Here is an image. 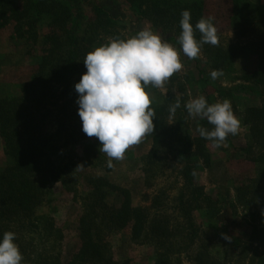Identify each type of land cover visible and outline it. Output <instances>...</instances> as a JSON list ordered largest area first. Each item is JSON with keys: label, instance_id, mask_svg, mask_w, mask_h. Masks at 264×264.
Instances as JSON below:
<instances>
[{"label": "trees", "instance_id": "16d2710c", "mask_svg": "<svg viewBox=\"0 0 264 264\" xmlns=\"http://www.w3.org/2000/svg\"><path fill=\"white\" fill-rule=\"evenodd\" d=\"M125 1L139 19L162 32L172 31L177 39L182 31V11L190 10V23L194 28L201 18H212L207 15L204 0ZM231 3L232 11L225 20L236 36L251 37L259 51L256 69L245 79L254 78L255 84L264 86V11L253 12L241 0ZM94 13L101 20L87 22V27L81 31L75 19V7L68 0H0V29L13 22L20 36L28 33L29 40L33 38L40 48L37 63L27 73L28 78L20 80L17 92L0 97V137L9 159L8 165L0 168V238L5 232L15 233V243L23 257L21 264H127V260L113 261L107 248V235L125 229L129 230L132 241L152 247L155 264H166L164 259L178 243L179 232L173 228L174 221L175 225L187 226L193 233L192 242L196 233L193 211L201 209L205 203L210 205L212 199L196 182L195 172L199 163L209 166L208 146L215 143L200 134L193 138L187 133L183 125L186 109L180 107L174 114L169 110L177 100L171 92L157 103L149 96L156 119L154 131L149 134L152 148L145 157V170L162 167L166 161L174 167L181 166L179 174L184 178V185L175 198L174 218L162 206L159 195L152 205L133 204L130 191L113 183L107 175L108 164L100 176L85 175L83 170L77 177L71 170L74 162L72 152L66 150L67 143L76 146L77 166L96 167L99 153L103 162L100 142L82 131L78 104L73 103L75 84L87 70L83 60L92 51L93 40L98 39L93 38L99 33L98 27H101V36L119 37L113 29L115 19L99 6L94 8ZM41 21L46 28L39 35L37 27ZM194 34L197 40L201 38L198 31ZM201 49L207 53L213 67L222 69L225 58L219 44H204ZM155 88L149 85L145 90L150 94ZM261 97L259 104L247 107L242 114L247 141L237 148L256 171L264 167V96ZM208 103L213 104L212 98ZM53 125L54 133L66 139L62 152L53 144L55 134L49 130ZM200 126L209 130L214 127L206 119H200ZM65 153L71 155L68 160L64 158ZM250 181L234 184L238 199L255 192ZM79 182H83L80 191ZM55 183H60L66 192L78 195L83 202L74 231L77 246L73 251L55 252L57 244L51 238L61 228H55L51 214L35 216L45 193ZM109 197H113L112 202ZM172 236L175 237L171 239ZM253 250L251 257L256 258L257 264H264V253ZM208 256L197 255V264H208Z\"/></svg>", "mask_w": 264, "mask_h": 264}, {"label": "rangeland", "instance_id": "374dc122", "mask_svg": "<svg viewBox=\"0 0 264 264\" xmlns=\"http://www.w3.org/2000/svg\"><path fill=\"white\" fill-rule=\"evenodd\" d=\"M68 1L75 7V19L81 31L87 27V22L98 23L101 20V17L97 18L94 13V8L99 6L115 19L116 26L113 29L117 32L118 38L132 37L148 27L157 33L162 41L168 42L178 50L182 69L175 72L171 76L172 79L169 78L162 87H156L150 92L149 96L156 103L164 98L167 92H171L173 99L180 100L182 108L189 100L201 95L207 101L212 98L213 104L228 100L234 115L240 121L236 135H228L219 147L214 144L208 146L211 162L208 167L199 163L195 178L204 192L211 196L210 205L205 203L201 209L193 211L196 233L192 242L193 233L183 223L175 225L174 221L173 228L179 232L176 239L178 243L164 262L197 264V255L209 254L208 264H257L256 258L251 256L254 248L257 252L264 253V167L256 171L253 164L246 161L243 153L237 148L244 146L247 141V126L242 123V114L247 107L259 104L261 96H264V86L255 84L254 78L245 79L256 69L259 51L251 37L236 36L231 24L225 20L227 14L232 11V0H204L207 4V15L212 16L217 29L219 47L223 50L225 59L222 69L213 67L207 53L205 54L202 49L198 58H188L183 54L172 31L162 32L152 28L131 11L125 0ZM241 1L253 12L264 11V0ZM45 26V22L41 21L37 27L39 35L45 31ZM97 32L99 33L92 36L98 37L90 45L92 50L112 40L107 35L101 36V27H98ZM39 49L38 42H34L33 38L29 40L28 33L20 36L15 31L13 22L0 29V97L17 92L20 80L28 78L27 73L37 63ZM213 70L221 72L222 75L213 80L210 76ZM77 98L78 93L75 91L73 103L77 102ZM183 117L187 133L193 138L198 137L201 128L200 118L189 116L187 111ZM55 129L53 125L49 130L54 133ZM54 134L53 144L59 146L62 152L66 139L58 132ZM151 148V137L147 134L139 144L126 149L123 159H112L111 166L106 153H103V162L99 153V159L95 163L97 166L94 168L91 165L83 168L76 165L79 161L76 146L67 143L66 150L72 152L74 166L71 170L76 176L83 170L85 175L100 176L108 164L107 175L113 183L130 191L133 204L152 205V201L159 195L162 206L174 218L175 213H172V209L176 205L175 198L184 185V178L179 174L181 166L174 167L166 161L162 167L154 166L145 170V157ZM71 155L65 153L64 158L68 160ZM8 160L0 137V168L8 165ZM250 179L255 192L238 199L233 191L234 184ZM78 188L79 191L83 188V182L81 184L79 182ZM255 196L258 198L254 199ZM112 199L113 197H109V202H112ZM83 207L79 196L66 192L60 183L51 185L49 191L45 193L35 216L51 214L55 218V228H61L56 230L51 238L52 242L57 244L55 252H64L67 249L73 251L72 249L77 246L74 231ZM107 248L108 254L115 262L122 263L127 260V264H155L152 247L132 241L128 229L107 235ZM253 260L256 263H253Z\"/></svg>", "mask_w": 264, "mask_h": 264}, {"label": "clouds", "instance_id": "9594fccd", "mask_svg": "<svg viewBox=\"0 0 264 264\" xmlns=\"http://www.w3.org/2000/svg\"><path fill=\"white\" fill-rule=\"evenodd\" d=\"M190 21V10L182 11L178 43L184 55L196 59L204 44H218L217 29L211 17L201 18L195 28ZM196 31L201 34L199 40ZM83 62L87 70L75 84L82 131L98 139L111 166L112 159H123L126 149L154 131L156 115L146 87H162L182 69V63L178 50L148 27L132 37L115 38L95 47ZM220 75L217 70L210 73L213 80ZM180 107L177 99L169 110L174 114ZM184 108L189 116L206 119L214 126L211 130L201 127L199 133L217 147L240 128L228 100L209 104L201 95L189 100ZM15 239V233L10 231L0 238V264H21L23 257Z\"/></svg>", "mask_w": 264, "mask_h": 264}]
</instances>
